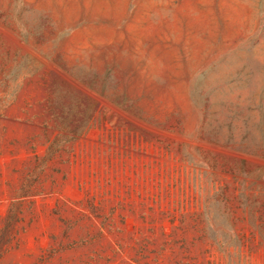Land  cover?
Here are the masks:
<instances>
[{"label":"rangeland","instance_id":"rangeland-1","mask_svg":"<svg viewBox=\"0 0 264 264\" xmlns=\"http://www.w3.org/2000/svg\"><path fill=\"white\" fill-rule=\"evenodd\" d=\"M0 264H264V0H0Z\"/></svg>","mask_w":264,"mask_h":264}]
</instances>
